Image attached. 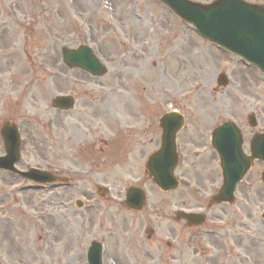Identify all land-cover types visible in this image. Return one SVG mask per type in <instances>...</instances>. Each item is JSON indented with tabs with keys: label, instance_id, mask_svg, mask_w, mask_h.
<instances>
[{
	"label": "rangeland",
	"instance_id": "1",
	"mask_svg": "<svg viewBox=\"0 0 264 264\" xmlns=\"http://www.w3.org/2000/svg\"><path fill=\"white\" fill-rule=\"evenodd\" d=\"M5 29L11 47L0 36V155L1 127L17 123L28 140L21 168L55 164L67 175L80 173L69 187L29 189L32 183L0 172V264H88V249L102 239L108 243L105 264H264L263 164L257 162L239 184L234 205L208 208L223 184L217 160L210 158L213 131L234 121L249 153L253 134L264 128L258 68L203 40L159 0H0V32ZM85 43L107 64L106 76L64 64L61 49ZM146 50L144 61L137 55ZM222 73L231 82L220 88ZM97 90L108 96L97 93L105 105L110 101L106 114L88 105ZM59 94L75 96L73 111L52 107ZM174 109L187 119L179 136L189 159L178 169L181 187L164 193L142 176L149 154L162 143L160 118ZM252 112L257 128L248 122ZM138 178L149 193L144 222L121 205L128 183ZM100 187L111 193L102 197ZM179 210L224 221V237L209 235L187 247L191 231L168 220Z\"/></svg>",
	"mask_w": 264,
	"mask_h": 264
},
{
	"label": "water",
	"instance_id": "2",
	"mask_svg": "<svg viewBox=\"0 0 264 264\" xmlns=\"http://www.w3.org/2000/svg\"><path fill=\"white\" fill-rule=\"evenodd\" d=\"M164 1L186 20L193 22L203 36L211 38L223 47H228L250 57L255 50L252 46V44L254 45L252 40L258 38V49L264 53V32H262V29L264 30V8L249 5L242 0H219L209 6L193 3L189 0ZM64 56L65 61L71 67H82L94 75H102L107 72L101 63L95 62V58L87 48L75 51L64 49ZM220 83L227 84V79L222 77ZM55 103L64 109H69L74 105V101L70 97H58L55 99ZM250 119L251 123L255 125V116L251 115ZM183 124V116L177 113L166 116L162 120L166 132L163 147L152 157L149 163L156 182L164 189L176 186V184L171 186L168 182L171 181L173 169L177 164L174 136ZM2 133L7 143L9 155L0 157V167L10 169L19 157V136L13 125H6ZM214 143L222 157L226 181V186L219 195L220 200L233 201L235 184L243 178L249 169V162L246 164L242 160L233 161L230 159L233 156H242L243 154V140L239 129L233 122L226 123L216 130ZM253 150L254 158L259 156L264 159V135H258L254 138ZM157 166L162 169L159 173L156 170ZM28 175H37V180L41 182L52 179L49 174L31 172ZM93 264H101L98 257L96 263L93 262Z\"/></svg>",
	"mask_w": 264,
	"mask_h": 264
},
{
	"label": "bare ground",
	"instance_id": "3",
	"mask_svg": "<svg viewBox=\"0 0 264 264\" xmlns=\"http://www.w3.org/2000/svg\"><path fill=\"white\" fill-rule=\"evenodd\" d=\"M0 36H1V37H4L5 40L7 41L6 47H7V46L11 47V43L8 41V37L10 36V33H9L8 29L2 30V31L0 32ZM146 52H147L148 54H146ZM149 53H150V50H146V51H144V52L141 51L140 53H138L137 56H138L139 58L142 57L144 61H147V60H148L147 55H149ZM142 58H141V59H142ZM0 63H1V62H0ZM10 65L13 66V67H15V66H16V63H15V62H12ZM143 68L145 69V65L143 66ZM145 70H146V69H145ZM145 92H146V96L148 97L149 94H152L153 89H152V88L145 89ZM97 93L100 94L101 96L108 97V96L106 95V93L104 94L103 92H99V91L97 90L96 93L91 94V96L89 97V99H88V105H89V106H92V107H95V108H99V109H101V110L103 111L104 114H106V112H105V108H106V107H109L108 105L110 104V101L105 105V103L102 102V101H103V97H102V98H101V97L99 98V96L97 95ZM130 108H131V110H134V109H135V105H134V104H130ZM133 112L135 113V111H133ZM135 114L138 115V113H135ZM38 202H39V203H42L41 200H38ZM249 241H252V240L249 239ZM256 242H257V241H256Z\"/></svg>",
	"mask_w": 264,
	"mask_h": 264
}]
</instances>
